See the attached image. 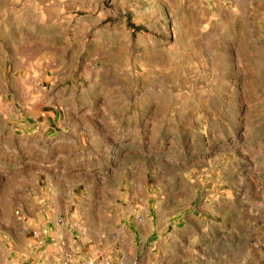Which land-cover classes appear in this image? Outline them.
<instances>
[{"label":"rangeland","instance_id":"rangeland-1","mask_svg":"<svg viewBox=\"0 0 264 264\" xmlns=\"http://www.w3.org/2000/svg\"><path fill=\"white\" fill-rule=\"evenodd\" d=\"M41 226L71 259L264 264V0H0V264L56 251Z\"/></svg>","mask_w":264,"mask_h":264},{"label":"crops","instance_id":"crops-1","mask_svg":"<svg viewBox=\"0 0 264 264\" xmlns=\"http://www.w3.org/2000/svg\"><path fill=\"white\" fill-rule=\"evenodd\" d=\"M147 213L145 212V217H144L145 219L143 221L140 220L138 223H135V225L137 224L135 227H133V226L129 227L128 225H127V227H125L126 228V232H128L129 235H130V233L131 234L132 233L135 234L134 232H138V236L142 235V236H140V238H143L144 241L151 237V235L153 234V228H152L153 225H151V221L148 222V219L146 217ZM141 225H143V226H141ZM42 228H45V227H42ZM47 234H48V232H47ZM42 239H45V242H46L47 246L50 245L51 248L55 247L56 251H53V250L50 249L49 253H47L48 255L42 257L41 260L39 259V263H37V264H57V263L60 264L62 259L65 258V257H70L69 256L70 254H75L76 255V254L80 253V250H79L80 247L78 245H76V248L75 247L72 248V246H71V249L69 248V246L67 245L68 241H67L66 235L59 236V238L57 240L60 241V244H59V242H57L56 239H52V238H49V237L47 239L46 236L42 237ZM130 239L131 238H129V241H127L126 243L125 242H121L122 243L121 244L122 248L120 246V243L118 242L121 251H123L122 249L126 250L128 248V251H129V249H131L132 240H130ZM41 244H42V242L40 243V245ZM57 244H58V246H57ZM74 245L75 244H73V246ZM72 252H74V253H72ZM56 255H59L58 259H60V258L61 259L59 260L60 262L56 261V263H54L53 259L55 258ZM62 255H63V257H62ZM128 256H129L128 254L124 255V257H123V259H124L123 261L124 262H122L123 264H126L129 261ZM117 261H118V259L116 261L112 260V261H110V264H116Z\"/></svg>","mask_w":264,"mask_h":264},{"label":"built area","instance_id":"built-area-1","mask_svg":"<svg viewBox=\"0 0 264 264\" xmlns=\"http://www.w3.org/2000/svg\"><path fill=\"white\" fill-rule=\"evenodd\" d=\"M14 215H18V211L15 210L13 212ZM22 222V221H20ZM23 224V223H22ZM27 233H29V237L31 240L36 241L39 245L41 243L42 237L46 236L47 229L42 227L36 228H24ZM97 256H88L85 254L78 255L75 259H71L70 257H65L62 259L60 264H103L102 259L97 260Z\"/></svg>","mask_w":264,"mask_h":264}]
</instances>
